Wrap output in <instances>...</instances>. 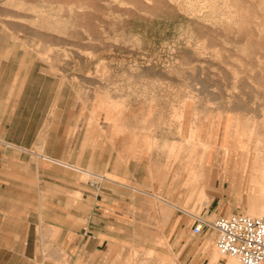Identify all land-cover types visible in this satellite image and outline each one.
<instances>
[{
  "label": "rangeland",
  "instance_id": "1",
  "mask_svg": "<svg viewBox=\"0 0 264 264\" xmlns=\"http://www.w3.org/2000/svg\"><path fill=\"white\" fill-rule=\"evenodd\" d=\"M4 137L64 158L75 179L77 191L25 194L46 206L30 220L79 226L90 201L124 202L117 222L141 236L126 263L175 264L172 223L212 222L214 186L235 213L263 214L264 0H0ZM196 237L210 263L240 264L211 229Z\"/></svg>",
  "mask_w": 264,
  "mask_h": 264
},
{
  "label": "crops",
  "instance_id": "2",
  "mask_svg": "<svg viewBox=\"0 0 264 264\" xmlns=\"http://www.w3.org/2000/svg\"><path fill=\"white\" fill-rule=\"evenodd\" d=\"M7 107L9 109V102L5 104V112L9 111ZM0 142L6 144L0 156V264H127L126 258L132 256L134 250L125 242L141 240L139 234H124L117 222L124 216L127 204L92 200L79 226L76 217L67 224L45 217L30 220V208L46 206L41 202L30 204L25 194L77 191L75 179L69 183L64 178L62 170L70 169L59 162L64 158L13 152L10 145H14V141L4 137ZM16 143L22 144L21 141ZM210 191L212 195L202 209L203 215L216 219L235 213L237 204L231 194L215 186ZM12 209L24 211L15 217L10 211H4ZM192 218L191 223L175 219L167 235L170 251L176 248L175 264H214L215 260L210 263L211 256L198 235L190 234L198 220H205ZM7 225L22 228L18 231ZM156 237V234L150 235L149 240L155 241Z\"/></svg>",
  "mask_w": 264,
  "mask_h": 264
},
{
  "label": "built area",
  "instance_id": "3",
  "mask_svg": "<svg viewBox=\"0 0 264 264\" xmlns=\"http://www.w3.org/2000/svg\"><path fill=\"white\" fill-rule=\"evenodd\" d=\"M203 226L212 230L221 256H233L240 264H264V215L233 213L212 222L198 220L192 234L200 235Z\"/></svg>",
  "mask_w": 264,
  "mask_h": 264
},
{
  "label": "bare ground",
  "instance_id": "4",
  "mask_svg": "<svg viewBox=\"0 0 264 264\" xmlns=\"http://www.w3.org/2000/svg\"><path fill=\"white\" fill-rule=\"evenodd\" d=\"M254 132V131H253ZM252 132V133H253ZM151 137V136H150ZM172 148V147H171ZM259 156V155H258ZM177 159V158H176ZM176 161V160H175ZM189 162H190V160H189ZM198 163V162H197ZM191 164H193V163H191ZM190 164V165H191ZM188 165H189V163H188ZM194 165V164H193ZM204 165V164H203ZM180 166V165H179ZM199 166V165H198ZM197 166V167H198ZM171 167V166H170ZM177 167V166H176ZM188 167V166H187ZM185 168V167H184ZM201 168V167H200ZM171 169V168H170ZM169 169V170H170ZM187 169H189V167L187 168ZM186 169V170H187ZM197 169V168H196ZM173 170V169H172ZM176 170V169H175ZM174 171V170H173ZM188 171V170H187ZM199 172V171H198ZM172 173V172H171ZM180 173V172H179ZM187 173V172H186ZM181 174V173H180ZM253 174V173H252ZM181 175H183V173L181 174ZM188 176V175H187ZM253 176V175H252ZM182 178V177H181ZM257 178H259V183H260V191L261 192H263V194H264V171L260 174V176H258ZM196 180V179H195ZM185 181H187L186 179H185ZM199 182V181H198ZM184 183H186V182H184ZM188 183V182H187ZM194 184V183H193ZM193 186V185H192ZM195 188V187H194ZM194 188H192L191 187V189H193L194 190ZM192 191V190H191ZM200 191H201V189H200ZM258 193H259V191H258ZM262 194V193H261ZM201 197H202V192H201V194H199ZM156 196V195H155ZM157 197H159V196H157ZM159 198H161V197H159ZM261 198V200L263 201V204L261 205V208L259 209V212L260 213H263V214H256V212L255 211H253V210H251L250 211V213L251 214H249V215H252V216H257V215H264V195L262 196V197H259V199ZM164 200H166V199H164ZM254 206V205H253ZM247 213H248V211H247ZM213 261H214V259H215V256H213ZM227 264H237V261L235 260V259H230L228 262H227Z\"/></svg>",
  "mask_w": 264,
  "mask_h": 264
}]
</instances>
